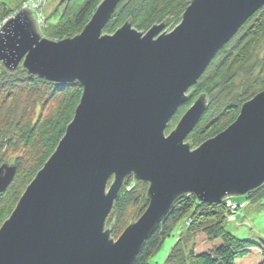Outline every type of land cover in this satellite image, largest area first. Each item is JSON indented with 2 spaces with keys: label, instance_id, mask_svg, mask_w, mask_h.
Returning <instances> with one entry per match:
<instances>
[{
  "label": "water",
  "instance_id": "1",
  "mask_svg": "<svg viewBox=\"0 0 264 264\" xmlns=\"http://www.w3.org/2000/svg\"><path fill=\"white\" fill-rule=\"evenodd\" d=\"M120 1L103 0L80 34L61 41L41 38L26 8L0 28L9 74L21 64L82 89L64 136L0 226V264H133L178 198L216 203L264 185V89L196 149L185 140L205 96L165 135L189 89L264 0H188L171 32L161 33L168 20L145 34L126 20L104 35ZM16 171L0 167V195ZM129 175L148 185V205L114 240L106 221Z\"/></svg>",
  "mask_w": 264,
  "mask_h": 264
},
{
  "label": "trees",
  "instance_id": "2",
  "mask_svg": "<svg viewBox=\"0 0 264 264\" xmlns=\"http://www.w3.org/2000/svg\"><path fill=\"white\" fill-rule=\"evenodd\" d=\"M102 1L61 0L55 38L47 40L61 41L80 34ZM187 7L188 0H121L103 32H112L126 20H130L132 28L140 32H146L152 26L168 20L165 31L169 32L180 23ZM0 9L3 16L0 19L3 20L13 17L19 11L10 10L5 3L0 4ZM261 45L264 46V6L214 56L197 83L187 92V100L207 97L206 112L188 137L187 142L191 148L216 136L219 133L217 126L222 122L227 126L232 124L241 106L264 89V54L255 61L257 54L262 51ZM79 88L76 82L53 83L30 75L22 65L17 67L14 74H9L3 68L0 70V110L16 95H23L29 101L28 107L15 108L10 114L16 118V122L10 124V129L5 134L7 140L4 142L7 146L0 142L1 150L13 149L18 154V162L14 165L17 170L14 181L0 195V225L15 208L23 193L22 187L25 188L32 181L30 176L34 172L33 177L37 174L64 136L74 107L81 98ZM62 99L65 103H60L61 109L55 117L46 118L42 115L46 103ZM207 131L210 133L206 138ZM15 132L20 135L17 137ZM33 149H36V153L29 155L28 159L26 152ZM38 154L37 168L28 166V161ZM24 164L28 168L20 173ZM141 186L146 187V184L136 183L132 175L125 178L106 221V225L112 227L110 238L116 240L122 233L126 209L139 207V216L146 209L148 201L146 193L140 190ZM248 196L250 203L264 200V185ZM4 197L6 199L3 201ZM228 200L238 207L243 205L242 210L245 209L244 203L239 204L231 197H225L216 203L200 202L194 195L178 198L145 241L133 264H149V259L178 227L176 243L163 264H264V239H240L227 229L228 223L237 222L236 212L235 222L229 220L232 212L227 206Z\"/></svg>",
  "mask_w": 264,
  "mask_h": 264
},
{
  "label": "rangeland",
  "instance_id": "3",
  "mask_svg": "<svg viewBox=\"0 0 264 264\" xmlns=\"http://www.w3.org/2000/svg\"><path fill=\"white\" fill-rule=\"evenodd\" d=\"M60 2H61V0H37L36 2H32V0H0V4L5 3L7 5V8H9L10 10L19 9V11H20L24 8L31 10V12H32V14H33V16L37 22V25H38V33L40 34L41 38H44V39L55 38L54 37V31H55L56 26H57L56 21L58 18V14L61 11V9H60L61 5H59ZM28 3H31L32 6H28V8H27V7H25V4H28ZM61 4H63V3H61ZM35 7H36V10H35ZM1 17H3V16H2V10L0 9V18ZM8 19L9 18H6V20H8ZM4 20L0 19V24L2 22H4ZM124 23L120 24L112 32H110L108 34H104V32H103V34L104 35L114 34L115 31H117ZM160 24H158V25H160ZM167 25H168V23H167ZM166 27L161 31V33H163L165 31ZM149 30H147L146 32H148ZM172 30H170L169 32H171ZM138 32H140V31H138ZM146 32H140V33L145 34ZM166 33H168V30L166 31ZM262 46L263 45H261V47ZM263 54H264V46L262 48L261 53L257 54L255 61L261 59ZM20 65L21 64H19V66ZM2 68H3V66L0 64V70ZM239 81H241V80H239ZM79 87H80V85H79ZM80 89H81V87L78 90H80ZM81 94H82V89H81ZM17 96L18 95H16L12 100H9L6 104H4L2 109L0 110V138H1L0 142L3 144H5V142L7 140L5 137V134L10 129V124L16 122V118H14L10 114L13 112V110L15 108L23 109L25 107H28V105H29V101L28 102L26 101L25 96L20 95V96H18L19 97L18 99H17ZM205 98L207 99L206 96H205ZM197 99L198 98L195 97V98H192L190 100H187L183 105H181L177 109L176 113L174 114L172 119L169 121V128L166 129V131H165L166 136L175 129L176 125L178 124V122L180 121L182 116L187 112V110L194 104V102ZM78 102H79V100H78ZM78 102H77L76 106L78 105ZM60 103H65V101H63V99H62V100H59L57 102L53 101L50 103L49 102L46 103V105L43 108V114L42 115L46 118L47 117L48 118L55 117V114H57V111L59 109H61L59 107V105H61ZM76 106L74 107V109L76 108ZM72 118H73V115H72ZM71 121H72V119H71ZM227 127L228 126L223 122H222V124H219L217 126L219 133L224 131ZM15 133H16L17 137L20 135V133L18 135V132H15ZM209 133H210V131H207V134L205 135L206 138L209 137ZM189 135H188V137H189ZM188 137L186 138L185 142L188 141ZM209 138H211V137H209ZM5 146H7V145L5 144ZM199 146L192 147L191 149L192 150L196 149ZM36 149H33L32 151L26 152L28 159H29V155L36 153ZM40 150L41 149H39L38 152H40ZM1 151H2V153H0V167L2 165H8V164L9 165L13 164L12 166H14L15 163L18 162V159H16L18 154L13 149H7L5 151L4 150H1ZM32 152H34V153H32ZM39 156H40V154H38L36 158L29 160L27 165L31 166V167L33 166L32 168H34V169L37 168ZM27 168L28 167H26L25 164L23 166H21L20 173L24 172ZM35 173L36 172H34V174ZM34 174H32L30 176V179L35 177V176L33 177ZM28 185H26V187ZM23 188L24 187H22V192H24ZM25 188H24V190H25ZM147 188H148V185L146 184V187L141 186L140 190H142V192L146 193ZM231 198L233 201H235L239 204L244 203L246 206H245L244 210H239L238 212H236L237 222L236 223H228L226 225L227 229H229L233 235H235L236 237H238L240 239H247V238L253 239V240L264 239V200H260L257 203H250L248 201L249 200L248 195L231 197ZM5 199H6V197L3 198V201ZM140 213H141V210L139 211V207H137V206H132V207L128 208V210L126 209L125 215L123 216V222H122L123 231L129 225V223L131 221L136 222L139 219ZM107 227L108 226L106 225L105 228H107ZM178 234H179V227L175 228L174 231L172 232L171 236L167 237L164 240L163 245H161L159 250L149 259V264H163L164 263L168 253L170 252V250L172 249V247L176 243V239L178 237Z\"/></svg>",
  "mask_w": 264,
  "mask_h": 264
},
{
  "label": "built area",
  "instance_id": "4",
  "mask_svg": "<svg viewBox=\"0 0 264 264\" xmlns=\"http://www.w3.org/2000/svg\"><path fill=\"white\" fill-rule=\"evenodd\" d=\"M28 6H32V4H31V3L25 4V7L28 8ZM35 10H36V7H35ZM9 19H10V18H9ZM6 21H7V20L5 19L4 22H2V23L0 24V28H1V26H2ZM227 206L231 209V212H232V215L230 216L229 220H230L231 222H235V220H236V218H235V212H237V210H239V209L242 210V209L244 208V206L241 205L240 207H238L236 204L231 203L229 200L227 201Z\"/></svg>",
  "mask_w": 264,
  "mask_h": 264
}]
</instances>
